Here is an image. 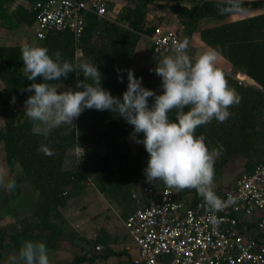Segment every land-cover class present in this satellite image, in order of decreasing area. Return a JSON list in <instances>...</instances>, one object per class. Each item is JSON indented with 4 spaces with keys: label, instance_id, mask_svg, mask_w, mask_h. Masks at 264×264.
<instances>
[{
    "label": "trees",
    "instance_id": "16d2710c",
    "mask_svg": "<svg viewBox=\"0 0 264 264\" xmlns=\"http://www.w3.org/2000/svg\"><path fill=\"white\" fill-rule=\"evenodd\" d=\"M10 1L0 0V8L4 9ZM180 1L141 0L132 6H122L115 14L108 12L109 19L88 15L84 32L79 39H75L69 31L50 32L46 34L41 47L47 48L50 56L60 51L62 59L74 65L84 62L95 64L101 73V87L113 97L122 98L127 90V72L132 71L135 64L134 55L140 37H150L165 18L175 17L180 22L178 34L181 38H187L190 43L192 35L199 33L204 44L216 49L234 68L258 81L264 89V81L257 75V72H262L258 59L264 54V14L201 29L204 19L223 22L231 14L217 13V5L226 6L227 0H186L185 4ZM262 3V0H242L243 6L248 10ZM148 4H152L163 14L153 17V23L147 18ZM31 24H35L34 10ZM77 50L81 52L80 57L76 56ZM20 56L21 48L0 47V115L4 121L0 128V146L4 151L5 162L9 165L18 164L29 185L37 193L30 211L33 220L29 221L26 217L19 220L18 231L14 234H8L5 229L0 228V246L7 240L16 257L22 241L43 242L48 250L56 249L66 226L61 209L67 205L71 195L81 193L90 182L97 184L101 193L112 188V192L116 194L118 188L114 186L111 156L115 157L119 170L127 171L129 177L145 175L144 169L147 168L149 159V154L140 143H137L136 157L125 153L128 146L122 140L136 138L139 141L143 139V134L133 136V126L108 110H85L73 125L64 124L52 129L47 139L41 132H35V122L24 115L25 111L15 113L8 105L10 98L13 96L19 102L26 101L34 94L25 91L32 83L74 84V91H80L82 89L76 87L77 80H83L84 77L82 72L74 71L67 78L56 81H43L42 77L29 81L22 71L23 61ZM225 79L228 86L239 95L240 103L228 109L231 115L225 122L217 123L213 119L211 123L199 126L195 135L206 138L205 144L209 150L223 145L224 151L218 158L222 164L226 157L236 153V150H227L233 143L235 132L236 140L251 148L245 157L254 159V162L247 163L243 172L250 173L256 167L264 165V92L239 86L229 77ZM144 88L157 95L163 93L162 84H147ZM152 102L153 99L149 98V105ZM188 110L189 108L184 109L185 112ZM169 119H175V110L169 113ZM42 144L55 154L48 156L38 151ZM91 145L103 147L105 153L76 160L70 168L65 167L66 158L71 151L74 152L75 147L83 149ZM133 186L129 185L120 192L124 201H134ZM21 192L23 189L15 188L8 193V197L10 200L17 199ZM190 193L193 198L188 203L202 200L194 189L180 190L178 195L182 197ZM253 225L251 223L249 226ZM98 233L91 244L105 245L107 242L103 238V229ZM122 253L109 251L100 257ZM96 259L97 257L83 253L77 255L70 264H91Z\"/></svg>",
    "mask_w": 264,
    "mask_h": 264
},
{
    "label": "clouds",
    "instance_id": "9594fccd",
    "mask_svg": "<svg viewBox=\"0 0 264 264\" xmlns=\"http://www.w3.org/2000/svg\"><path fill=\"white\" fill-rule=\"evenodd\" d=\"M217 13L247 15L248 9L242 0H227L226 6L217 5ZM189 40L174 41L175 56L165 57L154 69L162 78L163 93L142 86L131 70L127 72V90L122 98L113 97L101 87V73L93 63L74 65L62 59L56 51L50 56L44 47L23 46L20 59L27 80L56 81L67 78L71 72H82L84 79L77 80L80 91L59 92L49 83H32L25 91L34 92L24 102L25 113L31 121L42 125L39 129L48 138L52 129L64 124L73 125L85 110H108L122 117L133 126V136L143 134L137 141L149 154L144 169L146 182L163 181L168 188L194 189L203 199L211 214V224L218 223L215 213L235 203L234 197L222 200L213 191L214 160L223 151V145L211 150L203 135L196 136L199 126L212 122H225L231 115L229 108L240 103V97L228 86L224 74L217 69L220 53L216 49L203 52L190 59L187 50ZM54 57V58H53ZM88 81H91L89 83ZM121 82L122 78H121ZM149 98L153 99L149 105ZM15 102L13 98V103ZM185 108H189L187 112ZM175 110V119L169 113ZM38 151L52 156L55 153L46 145ZM82 155L84 150L77 149ZM0 186L11 192L16 188L15 180L6 183L0 178ZM55 222V221H53ZM48 249L43 242L22 241L13 264H50Z\"/></svg>",
    "mask_w": 264,
    "mask_h": 264
},
{
    "label": "built area",
    "instance_id": "2783aa9c",
    "mask_svg": "<svg viewBox=\"0 0 264 264\" xmlns=\"http://www.w3.org/2000/svg\"><path fill=\"white\" fill-rule=\"evenodd\" d=\"M33 10L39 41L50 32L64 31L79 39L88 15L109 19L104 4L95 0H39ZM149 40L154 54L175 55L173 42L184 39L178 32L165 33L158 28ZM222 73L239 86H254L244 75ZM24 102L14 105L9 101L8 105L21 113ZM78 148L74 149L77 159L83 157ZM230 196L235 203L215 213L218 223L213 227L203 199L190 204L175 199L168 188L142 187L133 193L139 206L124 220L136 248L131 264H264V165L241 174L234 186L218 197L227 200ZM102 249L101 245L94 247L95 252Z\"/></svg>",
    "mask_w": 264,
    "mask_h": 264
},
{
    "label": "rangeland",
    "instance_id": "374dc122",
    "mask_svg": "<svg viewBox=\"0 0 264 264\" xmlns=\"http://www.w3.org/2000/svg\"><path fill=\"white\" fill-rule=\"evenodd\" d=\"M97 1H104L111 7L113 6V3L120 2L123 4L126 2V0ZM31 31L32 30H30L29 33H31ZM139 56H141V59L138 60ZM167 56L175 55L154 54L151 51L150 41L147 42L144 37L141 38L138 45V50L134 56V61L136 63L132 68V72L137 79L142 78L143 87L147 84H162V78L155 74L154 69ZM248 87L253 88V86ZM235 134L236 133L234 132V140L232 141L233 143L227 150L229 152L236 150V153L230 154L229 157H226L222 164L220 161H218L219 157L215 158L214 160L215 174L212 187L217 196L223 194L226 190L234 186L236 180L244 172V161L247 160L248 164L254 162V159H248L245 157L246 154H248L247 152H249L251 149L250 146H246L245 143L242 145L241 142L236 140ZM122 141H124L128 146L126 150L124 149L125 153H127L128 156L136 157V138H126ZM83 150V157H80L79 159L76 158L74 153L70 152L69 154H72L70 159L72 160L69 159L71 162L68 164L73 165L74 161L76 162V160H84L87 157L103 155L105 153L104 148L97 145L84 147ZM111 165L113 169L114 186L118 188L116 194L112 192V188L106 189L103 193H101L98 185L90 182L80 194L71 195L70 197L71 204L76 207V213H78L79 217L83 220V223H85L84 227L87 233H91L93 230V232H95L102 228L104 233L103 237L107 236V234L111 236L110 244L112 246L109 245V243H106L105 245L101 244L103 247L102 251L93 253V256L97 257L93 264H119L120 261L124 263V261H126L135 250L134 242L124 227V220L128 216V213L139 206V204H137L136 201L131 203L127 200L124 201L120 194L122 189L124 190V188H127V186L134 185V193H138L139 190L145 186H149L157 190L168 188L163 183V181H157L153 183L146 182V176L142 174L129 177L127 171L124 170L122 172L119 170L115 163L114 156H111ZM168 189L172 191L175 199L186 201L188 203L193 198L192 193L179 197L178 194L180 190L174 188ZM8 193L9 191L0 188V217H4L3 220H0V228L8 230L9 232L7 233L9 234L14 232V230L18 227L19 218L27 217V209L32 207L31 204L34 200L31 199V195L24 194L23 192V195H21L20 199L17 198L10 200ZM8 217H11L14 220L8 219ZM6 222L8 224L6 227L7 229L4 226ZM90 236L91 235H89V237ZM82 237L84 238V235L77 232L69 225V222H67L64 230V236L59 241L56 249L48 250L47 254L50 264H70L77 255H82L83 251L86 253L89 252L91 240L83 239ZM126 246L131 247V251H129V255H125L122 258H118L117 256H109L105 258L100 257L101 255H106L111 250V248L118 249L120 247ZM13 257L16 256L12 251L10 243L6 240L0 246V264H13Z\"/></svg>",
    "mask_w": 264,
    "mask_h": 264
},
{
    "label": "crops",
    "instance_id": "0c3cea01",
    "mask_svg": "<svg viewBox=\"0 0 264 264\" xmlns=\"http://www.w3.org/2000/svg\"><path fill=\"white\" fill-rule=\"evenodd\" d=\"M36 1H39V0H11L10 2L7 3V5L5 6L4 9L0 8V47H3V48H15V47L22 48L25 45L32 46V47H41L43 41H39L36 38V36H35V25L31 24L33 5ZM95 1H97V0H95ZM139 1H141V0H126V2L123 4H121L120 2H116V3L112 4L113 5L112 7L104 1H101V2L98 1V2L104 4V6L106 7V10H107V13L109 12L111 14H115L118 11V9L121 8L122 6H124V5L132 6ZM262 1H263V3L261 5L249 9L247 15H238L235 13H231L223 22H216V21H213L211 19H204L201 23V29L212 28V27L220 25L222 23H230V22L243 20L246 18H252V17L260 16V15L264 14V0H262ZM180 2L182 4L187 3L186 0H181ZM162 4H164V3H162ZM147 10H148L147 18L151 22L153 20V17L163 15L162 13L157 11L152 4H148ZM159 29L165 33H170V32H179L180 33V22L175 17H167L161 22V24L159 25ZM30 30H32L31 33H29ZM142 37H144L147 42L150 41L149 37L141 36L139 41H138L136 51L138 50V45H139ZM210 49L211 48L209 46H207L206 44H204L200 40L199 33L196 32L192 35V37L190 39V45L188 48L189 51H187V53L189 56H191L194 59V58L198 57L200 54H202L203 52L208 51ZM136 51H135V54H136ZM76 56L77 57L81 56L80 50H77ZM139 59H141V56H139L138 60ZM258 61H260L258 66L260 67V70H262V72H260V73L257 72V75L259 76L260 80L264 81V54H261V57H259ZM23 67H24V64L22 65V71H23ZM216 67L221 72H228V73H231L233 75L234 74L243 75L236 68H234L225 58H223L221 55H219V57L217 59ZM23 73H24V71H23ZM245 77H247V76H245ZM247 78L250 79V81L254 84V86H253L254 89L264 92V89L258 84V81H255L253 78H250V77H247ZM53 85L58 88L59 92H66V91L74 90V88H75L74 84H53ZM1 89H2V85L0 84V90ZM13 98L15 100V102L13 104L17 105L19 103L17 98L12 96L9 101L13 102ZM76 120L77 119H75L73 121V123H76ZM3 124H4V121H3L2 116L0 115V128L3 127ZM41 127H42V125H39L38 123L35 122V124L33 126V130L35 132H41L39 130ZM71 152L74 153L73 151H71ZM70 156L72 157V154H69L66 158V162H65L66 168L71 167V164H68L69 162H71L70 160H72V159H70L71 158ZM244 160H246V159H244ZM246 164H247V160L244 161V163H243L244 168H245ZM0 178H2V180L5 183L8 180H15V183H17V181H19L18 184H16V188L24 189V191H25V192L23 191L24 194H29V195H31V199H33L34 201L36 200L37 193L29 185V181L25 177V175L23 174L21 167L18 164H10L9 165L5 162L4 151L2 149V146H0ZM0 188L4 189L2 186H0ZM23 193L21 192V194L18 197L19 199H20L21 195H23ZM34 201L32 203H34ZM31 210H32V207L27 209L28 215L26 218L29 221L33 220V217L30 215ZM132 211L133 210H131L128 214H130ZM76 212H77L76 207H74L73 204H71L70 199H69L67 205L61 209V213L64 216L66 223L69 222V225L72 228H74L77 232L82 233L84 235V238L82 237L83 239H89L92 242L99 235V233H98L99 229H98V231L93 232L94 231L93 230L91 233H87L85 231V227H84L85 223H83V220L79 217L78 213H76ZM3 218L0 217V220H3ZM8 219H12V218L8 217ZM21 219L22 218H19L18 220H21ZM12 220H14V219H12ZM4 226H5V228L8 226L7 222L4 224ZM6 231L9 232L8 230H6ZM17 231H18V227L14 230V232L9 233V234H14ZM89 235H91V236L89 237ZM103 236H104V233H103ZM103 238L105 239V241L107 243H109V245H111L110 244L111 243L110 242L111 236H109V234H107V236H105ZM92 246L93 245L91 244L89 252L86 253L83 251V253H86L88 256H93V253L95 252L94 251L95 246H93V247ZM134 249L135 250H134L133 254H131L126 261L123 260L124 263H122L120 261L119 264H121V263L122 264H129V261L136 254V248L134 247ZM110 251H112V252H123L121 254V256H119L118 254L111 255V256H117L118 258H122L125 255H129V251H131V247L126 246V247H120L118 249L117 248H111ZM93 263H91V264H93Z\"/></svg>",
    "mask_w": 264,
    "mask_h": 264
}]
</instances>
